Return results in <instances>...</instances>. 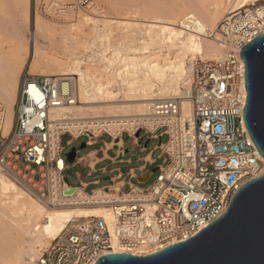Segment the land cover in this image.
I'll use <instances>...</instances> for the list:
<instances>
[{"label":"built area","instance_id":"2783aa9c","mask_svg":"<svg viewBox=\"0 0 264 264\" xmlns=\"http://www.w3.org/2000/svg\"><path fill=\"white\" fill-rule=\"evenodd\" d=\"M96 1L34 0V9L63 19L69 10L88 9ZM261 33L264 1L226 15L211 33L226 48V57L197 59L192 65V114L184 115L180 99H168L150 104L145 114L131 117L129 122L118 123L115 133L122 141L127 135L142 147L144 135L150 141L162 138L163 164L157 179L147 189L133 184V175L127 191L119 185L117 192L114 181L108 189L98 188L103 194L97 205L111 207V221L100 217L71 221L40 250L34 264H96L100 257L116 254L115 248L126 249L127 254L161 251L216 221L242 185L264 175V158L244 122L247 92L245 63L240 56L242 48ZM76 100L72 80L24 73L14 123L7 135L3 128L7 110L0 102V169L24 181L22 174L29 176L30 190L44 204L76 202L75 194L65 195L71 189L86 193L81 183L73 188L70 181L65 182L69 167L64 136L70 137L68 145L83 137L91 142L108 136L115 142L101 120L57 115L58 109L72 106ZM146 149L144 146L143 151Z\"/></svg>","mask_w":264,"mask_h":264},{"label":"bare ground","instance_id":"6f19581e","mask_svg":"<svg viewBox=\"0 0 264 264\" xmlns=\"http://www.w3.org/2000/svg\"><path fill=\"white\" fill-rule=\"evenodd\" d=\"M173 1L153 6L142 0V4L121 9L123 17L139 19L142 13L155 16L127 25L120 18L108 19L102 11L105 7L119 10L118 0H97L89 7L90 12L69 10L63 25L36 15L29 74L68 78L76 85L75 104L58 109L57 115L101 120L117 141L118 123L145 114L147 107L157 101L180 99L183 113L189 117L194 61L226 57V48L210 32H215L223 16L264 0ZM29 24L30 0H0V100L7 109L5 135L14 123L22 66L29 63L24 34ZM58 37L75 46L80 44L83 53L56 56L40 44L44 39L54 45ZM7 175L17 179L12 172ZM11 179L0 175V264H34L40 250L75 219H112L111 207L97 205L101 189H96L94 195L75 190L76 202L49 205L40 201L26 183L24 190ZM114 251L130 253L122 248ZM153 253L132 254L143 257Z\"/></svg>","mask_w":264,"mask_h":264},{"label":"water","instance_id":"95a60500","mask_svg":"<svg viewBox=\"0 0 264 264\" xmlns=\"http://www.w3.org/2000/svg\"><path fill=\"white\" fill-rule=\"evenodd\" d=\"M240 56L245 63V126L264 158V34L246 44ZM140 133L136 135L138 138ZM130 137L124 139V145ZM158 147L162 144L160 137ZM150 140L145 143L148 148ZM85 148V144L82 147ZM129 154V148L126 149ZM77 151L66 155L74 163ZM159 171V167L153 173ZM150 176L138 178L146 183ZM105 182L111 181L108 177ZM68 184L69 180L65 179ZM75 189L65 193L72 196ZM96 264H264V175L246 182L233 196L228 210L186 241L169 245L148 256L116 253Z\"/></svg>","mask_w":264,"mask_h":264},{"label":"rangeland","instance_id":"374dc122","mask_svg":"<svg viewBox=\"0 0 264 264\" xmlns=\"http://www.w3.org/2000/svg\"><path fill=\"white\" fill-rule=\"evenodd\" d=\"M144 1L146 2V0H144ZM147 1L148 2H146V4H150V5L152 4L153 6H166L167 4L169 5L170 1H171V3L175 2L173 0H147ZM142 3H143L142 0L141 1L140 0H118V4L121 7L119 10H117V11L111 10V9H108V8H106L104 6L105 8L102 9V11L104 12L105 16L108 17V19H113V18L114 19H119L120 18L119 20L124 21L125 25H127L126 22L135 23L136 21L143 22L144 20H152V18L155 17L153 14L144 15L142 13L139 16V19H138V17H123L124 14H122L120 12L121 9H129L132 4L137 5V4H142ZM90 10H91V8L84 9V10H77V11L90 12ZM36 15H40L44 20H46L48 22H53V23L62 24V25L65 24L64 19L51 18V17L46 16L44 13H42L40 11L36 12L35 9H34V0H30V24H29L28 29H24L25 37L28 40V47H29L30 57H29V63H27V64L24 63L23 66H22V70H21V73H20V78H21V76L24 73H26L27 71L29 72V69H30V61H31V57L33 55V49H34L33 48V33L35 32L34 21H35V16ZM225 16H223L221 18V20ZM136 23H138V22H136ZM210 34H211V32H210ZM40 44H42V46H44V48L48 49L49 51H53L56 56H65L66 58L68 57V54H72L73 55L72 57H75V56H79L80 55V53H78V52H82L83 53V51H84V48L81 47L80 44H79V46H75V45H72V44H70L68 42L62 41L61 39H59V37L56 39V42H55L54 45L50 44V42H48V41H46L44 39H40ZM199 59H201V58H199ZM30 74H34V73L31 72ZM20 78H19V81H20ZM0 102L3 104L4 108L6 109V104L4 102H2L1 100H0ZM142 135H143V133H142ZM127 138H128V136L125 135L124 139H127ZM69 140H70V137L68 135H66V136H64L62 138L63 146H66V150H65V153H64L65 156L69 152H71L73 149H78L79 150L82 147V145L84 143H86L87 139H86V137H83L79 141L75 142L73 145L67 146V143L69 142ZM110 140L111 139L108 136H104L100 140V143L98 145H96L94 147H86L83 150H80L79 155L83 156V155H85L86 153H88L91 150L99 149L101 147V145H103L104 142H109ZM148 140H150V136L149 135H144L143 146L140 147L139 145H134L133 144V142H134L133 139H130L126 143V148H129L130 153L125 155V156L123 155L122 158L126 159V160L131 159L132 160V164H118V165H112L110 167L111 169L120 168L123 171V173H124L125 179L128 182H130L131 180L129 179V176H128L130 169L131 168H138L141 165L145 164V162L143 161V158L145 156H147L148 154L152 153V157L154 159H156L157 162H156V164L154 166H149V168H148V172L146 173V176L150 175V179L144 184L138 183V181L136 179H134L132 181L133 184L141 186L142 188H145V189H147L150 185H152L155 182V180L157 179L158 175H159V171L153 173V170L163 164V160H161V159L159 160V156L161 155V150L158 147V143H159L158 139L151 140L149 145H148V148L143 152L144 145H145V143ZM165 141H166V138L163 139V143H165ZM115 154H116L115 151H113L111 153L112 156H114ZM66 163H67L68 166H72V168L70 170H67L64 175H65V178L70 181V184H71V186L73 188H77L80 185V180L77 179L76 172H79V173L83 174V179L82 180L84 182H94V181H97V180L100 182L99 185H92L88 189V191L86 192L87 194H91L90 191L93 190V189L106 188L108 186H112L113 185L112 181L105 182L103 179L106 178V177H114V176L118 175V172L115 173V174H112V175H108V176H103L101 174H95L94 176L88 178L86 176L87 172L83 168H81V167H73V164L70 163L67 160V158H66ZM0 175H5V176H7L10 179L12 178L11 180L14 181V182L16 181L17 183L16 182L15 183L18 186H20L22 189L25 188V186L23 184L24 183L27 184V182L29 180V176L25 177L24 173L22 174V178H24L25 181L22 180L21 178H17V177H16L17 179H15L14 177L7 175V173L3 172L1 169H0ZM137 175L139 176L140 173H138ZM128 189H129V186H127L126 191Z\"/></svg>","mask_w":264,"mask_h":264},{"label":"crops","instance_id":"0c3cea01","mask_svg":"<svg viewBox=\"0 0 264 264\" xmlns=\"http://www.w3.org/2000/svg\"><path fill=\"white\" fill-rule=\"evenodd\" d=\"M102 138L92 140L91 142L90 141L88 142V139L86 138L87 139L86 143H84L85 148L86 147H94V146L98 145ZM79 140H77V141H79ZM77 141H74L71 145H73ZM119 141H121V145L118 144ZM111 144H113V145L111 146ZM133 144L136 145L135 142H133ZM71 145H68V143H67V146H71ZM83 145H82V147H83ZM64 147L66 150V146H64ZM82 147L79 150L76 149L77 156H76V159L74 160V163H72L73 167L83 168L87 172L86 176L88 178L94 176L95 174H101L103 176H108V175H112V174H115L118 172V175H116L114 177H109V178L111 179L112 182L114 181L116 184H118L116 187H118L120 185L122 187L121 188L122 190H126L128 181L125 179L123 171L120 168H116V169L110 168L112 165L132 164L131 159L126 160V159L122 158L123 155L124 156L127 155V153H126L127 148H126V144L124 145V138H123V141L121 140V138H118V141L115 139V142L111 139L109 142H104L103 145H101V147L99 149L91 150L88 153H86L85 155L80 156L79 152H80V150H83ZM113 151L116 152V154L114 156L111 155V153ZM159 160H160V156H159ZM143 161L145 162V164L141 165L138 168H131L128 176L133 175L134 177H136V180L138 178H145L147 176H150V175L146 176V173L148 172V168H149V166H154L156 164L157 160L152 157V153H151V154H148L147 156H145L143 158ZM68 167H69L68 170H70L72 168V166H68ZM138 173H140L139 176L137 175ZM77 176H78L77 179L80 180V183L84 187H86V189H85L86 192L88 191V189L92 185H96L97 183H100L98 180L94 181V182H84L82 180L83 174H81L79 172H76V177ZM107 178L108 177H106L104 179H107ZM93 190H96V189H93Z\"/></svg>","mask_w":264,"mask_h":264}]
</instances>
